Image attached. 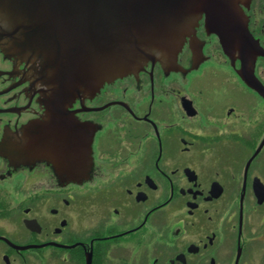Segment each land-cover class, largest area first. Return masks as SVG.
<instances>
[{
	"label": "flooded vegetation",
	"instance_id": "1",
	"mask_svg": "<svg viewBox=\"0 0 264 264\" xmlns=\"http://www.w3.org/2000/svg\"><path fill=\"white\" fill-rule=\"evenodd\" d=\"M242 9L264 87V0ZM242 57L203 15L171 67L67 97L0 33V264H262L264 95Z\"/></svg>",
	"mask_w": 264,
	"mask_h": 264
},
{
	"label": "water",
	"instance_id": "2",
	"mask_svg": "<svg viewBox=\"0 0 264 264\" xmlns=\"http://www.w3.org/2000/svg\"><path fill=\"white\" fill-rule=\"evenodd\" d=\"M250 1L0 0V33L39 48L54 85L68 97L99 91L106 83L139 73L149 62L171 67L206 15V27L222 37L225 47L243 52L242 61L251 66L244 73L246 84L264 95L254 75L253 53L259 47L242 9ZM55 174L66 176L67 182L88 175Z\"/></svg>",
	"mask_w": 264,
	"mask_h": 264
},
{
	"label": "rangeland",
	"instance_id": "3",
	"mask_svg": "<svg viewBox=\"0 0 264 264\" xmlns=\"http://www.w3.org/2000/svg\"><path fill=\"white\" fill-rule=\"evenodd\" d=\"M257 248L259 250V254L262 256L261 258H263L262 264H264V242H262L260 244L258 243V247Z\"/></svg>",
	"mask_w": 264,
	"mask_h": 264
}]
</instances>
